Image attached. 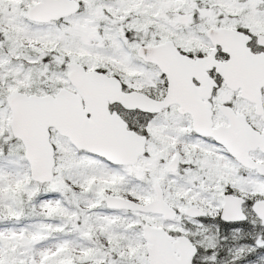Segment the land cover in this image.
Instances as JSON below:
<instances>
[{"label":"snow or ice","instance_id":"6c2138e0","mask_svg":"<svg viewBox=\"0 0 264 264\" xmlns=\"http://www.w3.org/2000/svg\"><path fill=\"white\" fill-rule=\"evenodd\" d=\"M0 264H264V0H0Z\"/></svg>","mask_w":264,"mask_h":264}]
</instances>
